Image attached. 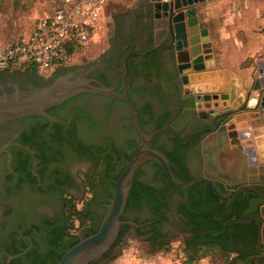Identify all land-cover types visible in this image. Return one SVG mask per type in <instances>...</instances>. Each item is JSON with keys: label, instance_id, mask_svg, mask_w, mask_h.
Here are the masks:
<instances>
[{"label": "flooded vegetation", "instance_id": "obj_1", "mask_svg": "<svg viewBox=\"0 0 264 264\" xmlns=\"http://www.w3.org/2000/svg\"><path fill=\"white\" fill-rule=\"evenodd\" d=\"M110 28L107 48L84 66H75L69 71V68L57 69L51 75L31 68L0 70V94L13 91L15 85L23 90L48 86L68 72L96 67L88 75L90 83L107 86L120 95L127 91L144 133L164 130L150 146L178 160L181 158L176 144L183 147L192 179L210 180L208 176L214 175L225 195L244 185L264 192L263 177L253 178L237 171L235 177L240 183L234 185L221 176L232 177L231 163L244 161L245 156L241 147L231 148L229 144L225 128L228 117L199 114L207 110L197 108V94L184 85L166 20L155 17L153 2L139 0L127 12L112 16ZM47 113L58 122L28 117L0 128V148L6 147L0 154V264H7L9 257L18 255L23 256L10 264H44V261L49 264L50 256L58 250L51 242L61 235L65 226L70 227L68 211L77 202L88 206L92 212L90 224L97 227L114 193L113 177L123 170L127 158L141 143L130 105L125 100L86 93ZM97 164L99 183L93 191L88 179ZM154 164L150 161L140 168L141 181L154 182L152 174L157 169ZM201 184L211 186L209 182L194 185ZM154 185L161 184L154 182ZM178 191L157 193L163 205L158 215L147 205L124 212L126 221L136 220L142 227L129 226L112 249L94 263L110 261L130 236L151 250H158L159 244L168 239L178 238L184 244L191 235L177 213L184 198ZM243 192L226 199L215 194L221 199L220 204L226 201L230 205L229 201ZM202 193L203 189L199 188L198 202L204 204ZM215 205L204 204L200 211L193 213L205 215ZM263 209L264 206L247 222L256 221L260 233ZM97 210L104 212L96 216ZM87 232L82 230V236ZM248 244L250 241L246 240Z\"/></svg>", "mask_w": 264, "mask_h": 264}, {"label": "water", "instance_id": "obj_2", "mask_svg": "<svg viewBox=\"0 0 264 264\" xmlns=\"http://www.w3.org/2000/svg\"><path fill=\"white\" fill-rule=\"evenodd\" d=\"M153 2V11L156 18L163 17L167 23V31L172 39V46L175 49L176 59L179 64L180 72L183 74L182 79L185 86L190 84V75L207 72L215 69L213 62L212 45L210 43L208 30L200 23L196 6L209 2L211 0H151ZM95 68L88 70L77 69L59 76L52 84L44 87H32L29 89H20L14 86V90L10 92H3L0 94V128L8 123L28 118V117H43L50 121H57V119L50 116L48 110L63 104L76 96L92 93L118 100H125L129 103L136 128L141 136V143L137 151L131 155L126 162L125 167L114 181V193L109 203L106 206L105 213L100 222L98 230L88 236L81 237L80 241L68 249L57 264H91L101 260L117 242L121 228L124 226H131L133 228H141L134 222L122 221V216L125 212L128 198L132 190L133 180L137 171L147 162L157 163L164 171L170 184L181 190L184 194L183 201L177 209V213L186 226L193 232L203 234L205 236L219 237L221 233L210 234L204 229L196 228L181 212L180 207L188 203L189 188L194 184L200 182H209L215 193L222 198L234 197L237 193L247 191L257 194L264 198V192L259 191L250 185L239 187L229 195H225L217 185L216 176H208L210 180L203 178H193L186 182H181L174 176L171 162L168 157L160 150L154 149L150 143L154 138L163 133L157 131L152 134H146L141 129L134 104L128 96V92L120 95L112 89L104 85H92L88 75L92 73ZM253 92H259L255 94ZM252 103H249V101ZM220 100L223 103L220 104ZM195 101L199 110L206 109L207 111L199 112L202 114H210L213 117H228L225 122V128L228 131V137L231 146L239 144L238 138L245 139L244 134L238 133L235 126L230 123L231 118L243 108H259L262 112V119L264 123V71H259V78L255 81L252 91L246 96H238L236 88L231 85L228 93L222 94H200L195 95ZM205 102V106H202ZM230 102L232 107H227ZM248 104H250L248 106ZM222 106V107H221ZM222 108V109H221ZM224 108V109H223ZM259 113L255 117H259ZM224 121V120H223ZM176 139V137H173ZM6 151V147L0 148V154ZM252 152V151H251ZM250 163L255 160L249 158ZM254 171V170H252ZM232 177L226 174H221L228 183H240L235 177L236 170L230 171ZM253 178L255 177L252 175ZM236 188L235 186L233 187ZM262 218L260 225L264 240V209L262 210ZM227 231V223L224 225L222 233ZM23 255L16 257H9L8 263L16 258H21Z\"/></svg>", "mask_w": 264, "mask_h": 264}, {"label": "trees", "instance_id": "obj_3", "mask_svg": "<svg viewBox=\"0 0 264 264\" xmlns=\"http://www.w3.org/2000/svg\"><path fill=\"white\" fill-rule=\"evenodd\" d=\"M74 53H76V51L72 47L68 49L67 56L70 58ZM28 68L34 69L35 72H38L35 66H28L27 68L22 69ZM62 68H69L67 70L69 71L75 67L62 66L59 69ZM176 152L181 160L174 158V156L168 152L164 153L171 162L172 170L176 179L181 182L189 181L192 177L189 175L186 166L185 155L183 154L184 148L176 144ZM154 165L157 169L152 174L153 181L160 182L161 185L158 187L154 185V182L145 183L141 181L140 175L143 171L139 169L133 180L132 190L127 201L125 212L147 205L156 215H158L160 214V209L163 205L157 199V193L159 194L162 191L176 190L169 183L163 169L156 163ZM98 167L99 164H97L96 168L90 172L88 179L89 185L93 191L99 183L98 178L100 172ZM121 171L122 170L113 177L114 180L117 179ZM199 188L203 189L201 198L204 204H216L215 209L211 208L209 211L205 212V215L202 212L197 215L196 213H193L200 211L204 205L198 202L197 194ZM178 193L181 198H183V192L179 190ZM220 200L221 199L208 184L194 185L189 188V203L181 208V212L185 214L192 225L196 228L204 229L212 235L216 233L221 234L219 237L214 238L187 229V233L191 235V237L186 239L184 243L186 253L191 256L188 264H195L197 261L209 256V254L213 252L224 257L226 261L225 264H264V242H262V245L260 246L261 233L258 230L256 221H252L250 224L247 223L253 217L254 213L264 206V198L251 192H243L237 195L235 200H230V205H227L226 201L220 204ZM68 212L70 217V227L65 226L64 229H62L61 235L52 240L51 243L56 246L58 250L50 256L49 264H57L64 253L76 245L81 237H88L94 234L99 228L100 223L97 227H93L90 224L92 221V212L88 206H84L83 209H77V206L73 205ZM159 216L160 219L164 218L166 220V217L163 215ZM121 219L122 221H126L124 216H122ZM74 221L79 223V226L76 229ZM227 221L231 222L227 224V231L222 233ZM134 223L140 224L136 220ZM129 228V226L122 227L120 235H124ZM74 229L75 233H72ZM82 230L88 232L82 236ZM247 231H249L248 234L246 233ZM154 239H156V237H154ZM246 240H249L250 244L246 245ZM170 241L171 239H168L165 243L159 244L158 250L167 246ZM200 252L203 253V255L197 256ZM43 263L46 264L45 261ZM91 264L97 263L93 262Z\"/></svg>", "mask_w": 264, "mask_h": 264}, {"label": "crops", "instance_id": "obj_4", "mask_svg": "<svg viewBox=\"0 0 264 264\" xmlns=\"http://www.w3.org/2000/svg\"><path fill=\"white\" fill-rule=\"evenodd\" d=\"M49 7L50 0L36 1L35 14L39 16L38 19ZM196 8L200 23L209 33L215 69L190 75L188 89L193 94L213 95L228 93L231 85H234L238 96H246L259 78V71H264V0H211ZM252 101L250 99L249 103ZM205 104L202 102V106ZM227 107H232L230 102ZM258 113L259 117H255ZM230 123L245 136V139L238 138V145L231 146L241 147L245 160H234L230 171H243L247 175L264 178V123L261 110L243 108L231 118ZM249 158L255 162L251 164Z\"/></svg>", "mask_w": 264, "mask_h": 264}, {"label": "built area", "instance_id": "obj_5", "mask_svg": "<svg viewBox=\"0 0 264 264\" xmlns=\"http://www.w3.org/2000/svg\"><path fill=\"white\" fill-rule=\"evenodd\" d=\"M135 0H50L49 10L24 39L0 44V70L35 66L39 73L51 75L96 35L108 6Z\"/></svg>", "mask_w": 264, "mask_h": 264}, {"label": "rangeland", "instance_id": "obj_6", "mask_svg": "<svg viewBox=\"0 0 264 264\" xmlns=\"http://www.w3.org/2000/svg\"><path fill=\"white\" fill-rule=\"evenodd\" d=\"M36 1L0 0V44H7L29 36L39 17L35 14ZM138 1L110 4L96 35L87 45L73 54L66 67L84 66L95 60L107 48L108 33L111 30V17L127 12ZM221 103L223 101L220 100ZM88 199L90 198L88 197ZM77 209H83V202H77ZM103 212L97 210L95 215L99 216ZM74 225L76 229L79 223L74 221ZM75 229L72 233H75ZM260 239L264 242L262 233ZM201 255H203L201 252L197 254V256ZM190 257L185 251L184 244L178 238L171 239L170 243L161 250H151L141 240L130 236L116 256L106 264H188ZM225 262L224 257L213 252L195 264H225Z\"/></svg>", "mask_w": 264, "mask_h": 264}]
</instances>
